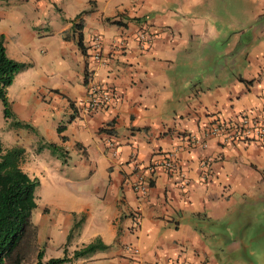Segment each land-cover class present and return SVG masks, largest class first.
I'll use <instances>...</instances> for the list:
<instances>
[{
	"label": "crops",
	"instance_id": "obj_1",
	"mask_svg": "<svg viewBox=\"0 0 264 264\" xmlns=\"http://www.w3.org/2000/svg\"><path fill=\"white\" fill-rule=\"evenodd\" d=\"M29 1L40 13L61 2V22L40 32L19 25L36 49L1 34L6 56L28 64L12 79L22 98L8 100L9 115L60 151H36L40 165L22 155L20 168L39 185L55 161L53 189L64 191L51 228L69 258L61 264H264V142L204 136L214 120L264 114V0ZM139 31L150 36L144 46ZM94 34L100 62L88 57ZM88 80L111 91L107 105L84 108ZM31 89L37 109L27 107ZM171 151L183 179L145 170ZM138 177L148 183L144 196L131 188ZM96 238L106 247L72 257Z\"/></svg>",
	"mask_w": 264,
	"mask_h": 264
},
{
	"label": "rangeland",
	"instance_id": "obj_2",
	"mask_svg": "<svg viewBox=\"0 0 264 264\" xmlns=\"http://www.w3.org/2000/svg\"><path fill=\"white\" fill-rule=\"evenodd\" d=\"M60 3L61 2L56 1H54V3L51 2V6L48 8V10L40 13L32 6V4H34V2L32 3V1L27 2V0H0V34L4 33L5 35H9L11 37V43H17L19 40H23L28 37V34L23 35L22 28H19L20 24H31L32 29L36 30L37 32H40L44 27L47 28L48 26H55L58 22H61L60 19L62 12L60 10ZM42 19L43 21H45L44 24L43 21L41 22ZM28 39L29 38H27L26 40ZM26 40L22 41V43L20 44V48H25L24 42ZM5 41L6 40H3V43ZM9 44L10 42H8L7 47L12 48V46H9ZM28 46L31 49H36L40 46V44L38 41L28 40ZM8 93L9 98L6 94L7 100H11L12 103L14 102V104L22 98L21 96H19V88L17 82L10 85ZM31 93V96L29 98H26V103H28L27 107L37 109L42 105L40 101L38 102L40 94L35 93L33 89H31ZM24 98L25 97L23 95V99ZM30 125V123H28L26 126L18 122L14 113L4 116L3 107L0 102V142L2 148L9 149L14 146L22 147V155H24L25 158L34 159V162L37 165H40L41 162L44 161L45 156L36 154V151L43 148L44 154L47 153V158L50 155H54L55 150L58 151L57 153L55 152L56 155H58L60 151L56 148L53 149L49 145V143H45V140H42L38 132L33 129H29ZM24 137H26L27 140H25ZM54 162L55 161L52 158L51 165L49 166L50 168L52 167ZM46 163L49 164V161H47ZM63 165L67 166L65 163H63ZM57 166L58 168L62 167L60 161H57ZM49 167L47 166L48 173L45 177L40 178V184L34 190L36 206L31 210L30 213V221L33 225L36 226L39 231L38 233L36 232V235L38 234L39 236L38 242H36V247L42 248L44 251L42 260H44L45 257L50 258L63 256V254H60V252L57 250L59 242L57 240L58 238L53 235L54 231L51 228V224L52 222L56 223L59 219V213H61L59 207L61 203H63L61 195L64 191V188L61 184H59V186H56V184L55 190L53 189V185L55 184L59 176L58 172H49ZM60 173L64 174L65 169H63ZM67 207L68 205L66 204L62 208L67 209ZM49 228H51V231L48 232V235H50V240L44 238V235L46 234L45 230ZM40 230L42 231V233H40ZM254 230H256L255 227ZM67 241L65 242L66 245H68ZM34 259L35 252L31 254V256L24 264H30L34 262Z\"/></svg>",
	"mask_w": 264,
	"mask_h": 264
},
{
	"label": "trees",
	"instance_id": "obj_3",
	"mask_svg": "<svg viewBox=\"0 0 264 264\" xmlns=\"http://www.w3.org/2000/svg\"><path fill=\"white\" fill-rule=\"evenodd\" d=\"M73 29H80L78 22L72 24ZM77 45L80 44V33L77 34ZM28 64L18 62L6 56L3 37L0 34V102L4 116L9 115V104L6 97V87L12 82L14 75ZM60 132V126H57ZM53 149L54 144H49ZM23 149L14 146L3 149L0 142V264H24L35 252L34 262L30 264H61L69 260L63 249L62 257H50L42 260L43 249L36 247L37 228L30 221L31 210L36 206L34 190L38 185L36 178H30L20 168ZM80 219L73 223L67 234L79 225ZM106 246L98 239L85 244L72 252V257L85 256L96 249Z\"/></svg>",
	"mask_w": 264,
	"mask_h": 264
},
{
	"label": "built area",
	"instance_id": "obj_4",
	"mask_svg": "<svg viewBox=\"0 0 264 264\" xmlns=\"http://www.w3.org/2000/svg\"><path fill=\"white\" fill-rule=\"evenodd\" d=\"M144 31H139L136 33V39L140 46H144L149 40L150 36ZM88 57L96 62L102 60L101 52V37L98 34H94L91 38V43L89 46ZM111 91L103 84L95 82L93 80L87 81L86 94L84 99V108L87 110H97L107 105L111 100ZM264 108V107H263ZM204 136H220L222 142H249V141H260L264 142V114L262 115H247L243 114L239 116L236 120H214L209 127H207L204 132ZM192 144L203 145L200 138L195 136L191 137ZM107 153L109 157H116L117 146L113 140H108L105 144ZM174 152H170L164 157L160 158L158 161L149 163L145 170L151 172L155 167L163 169L169 174H174L180 179H183V172L180 170L175 158ZM209 164L208 158H202L199 163V167L202 171V176L207 170ZM131 188L134 192L138 193L140 196L146 195L148 191V183L142 178L138 177L132 184ZM133 252L137 250L135 248H130ZM172 264H184L181 261H176Z\"/></svg>",
	"mask_w": 264,
	"mask_h": 264
}]
</instances>
